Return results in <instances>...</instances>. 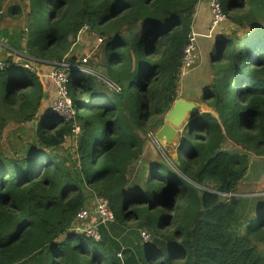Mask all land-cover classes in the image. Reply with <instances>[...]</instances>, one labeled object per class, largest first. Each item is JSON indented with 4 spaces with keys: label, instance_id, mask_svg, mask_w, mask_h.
Wrapping results in <instances>:
<instances>
[{
    "label": "trees",
    "instance_id": "1",
    "mask_svg": "<svg viewBox=\"0 0 264 264\" xmlns=\"http://www.w3.org/2000/svg\"><path fill=\"white\" fill-rule=\"evenodd\" d=\"M27 1L30 61L68 58L88 24L103 38L106 81L71 70L75 116L65 120L41 112L40 68L6 60L0 69V134L9 119L37 123L20 155L0 150V264H264V195H236L248 151L264 155V0H221L234 27L214 43L216 77L202 96L218 115L193 117L177 163L150 161L137 186L128 171L142 152L140 131L155 133L178 97L200 0ZM67 137L74 150L54 152ZM226 139L241 149L228 150ZM94 192L109 198L115 220L149 229V240L124 245L104 226L101 241L72 230Z\"/></svg>",
    "mask_w": 264,
    "mask_h": 264
},
{
    "label": "rangeland",
    "instance_id": "2",
    "mask_svg": "<svg viewBox=\"0 0 264 264\" xmlns=\"http://www.w3.org/2000/svg\"><path fill=\"white\" fill-rule=\"evenodd\" d=\"M14 5H20V8L23 12L20 14V11L15 12V14L11 15L9 13V8ZM29 2L27 0H5L2 6V12L0 15V59L1 60H10L24 66H30L34 69V72H39L41 69L40 77L41 83L44 87V100L41 104V112L42 110L45 112L52 110L53 102L57 96V89L54 85V82L47 77V74L50 70H52L58 62H53V64L47 69L44 67H39L36 63H32L30 59L33 57L30 56L28 49L26 48V40H27V29L29 24ZM19 13V14H18ZM234 25L228 20V18L219 26V31L223 33H231ZM26 34L23 35V33ZM99 38H102L97 31L91 29L90 26L88 29L81 30L78 33L77 41L72 43L71 50L68 54V58H65V61H70L74 59L75 61H82V58L86 57L88 60L85 62L84 68L86 70L80 71L83 75H94L98 80L106 81L105 76L103 75L102 65L105 61V52L103 40L99 41ZM205 57V56H204ZM73 61V60H72ZM201 68L200 71L195 69L196 79L195 81L199 82L196 86V97L199 102L204 103L207 106V109L210 108V100H203L202 96L204 90L210 89L211 85L216 77V68L211 61L210 56L203 60V55L199 53V59L195 66L190 71L193 70L196 66ZM189 76L184 77L181 81L180 78V86L184 88L189 80ZM191 86V85H190ZM199 91V92H198ZM68 96L70 97V93L68 92ZM180 96V95H179ZM210 106V107H209ZM75 109L71 112L72 117L75 116ZM13 115L14 112L12 113ZM71 117V118H72ZM165 122V118H164ZM36 120H27V121H18L17 119H9L7 122V126L1 130V140H0V150L5 153L7 156H18L22 153L23 150L26 149L28 145L33 143L36 139ZM154 132L153 128H149L147 132L140 131L142 140L144 141L142 152L140 154L143 156L144 163L146 161H159L165 160L168 164L169 162L173 164L171 161H178V154L176 152V146L179 143V138H176L171 144L164 147V151H161L158 147L153 145L149 139V134ZM74 140L72 137H67L64 142L63 148L55 149L54 152H59L63 154L65 152H72L74 150ZM224 147L231 151H238L241 149L240 145L235 144L230 139H226L224 142ZM249 155V166L250 169L247 171L246 176L242 180V184H240V188L237 190V194L242 197L247 198L249 201L253 200L254 195L261 191L263 188L262 184L264 183V155H257L253 153V151H248ZM139 157V158H140ZM135 159L130 165L129 180H132L133 183H140L142 181H146L147 174L150 168H146L141 165L136 167ZM153 163V162H150ZM139 165V164H138ZM152 166V164H150ZM173 166V165H172ZM175 167V166H173ZM134 177V178H132ZM263 182V183H262ZM241 189V190H240ZM240 191V192H238ZM138 224L135 221L122 222L117 219L115 222H112L107 225H99L100 229L102 227H106L108 233L113 236V238L117 239L119 242L125 245L128 241L127 239H139L140 235H142L143 231L148 230L147 228L138 227ZM138 242V241H137Z\"/></svg>",
    "mask_w": 264,
    "mask_h": 264
},
{
    "label": "built area",
    "instance_id": "3",
    "mask_svg": "<svg viewBox=\"0 0 264 264\" xmlns=\"http://www.w3.org/2000/svg\"><path fill=\"white\" fill-rule=\"evenodd\" d=\"M209 8L212 14L211 21L209 23V31L213 32L215 28L219 27L226 19L227 16L223 11L221 0H208ZM89 25L84 24L81 30L88 29ZM80 30V31H81ZM103 38H99L102 41ZM199 59V45L195 32L192 31L189 34V40L183 49L182 55V66L180 76L193 68ZM87 58H82V61H59L52 70L47 74L57 89V96L52 105V112L58 117L65 120L71 119V112L73 111V103L71 97L68 96L69 92V81H70V71L77 69L79 71H84L86 68L85 62ZM8 66L9 63L6 60L0 59V69ZM34 71V69H33ZM75 113V112H74ZM79 129L78 127L76 128ZM78 132V131H77ZM149 139L155 144L161 151H164V147L157 140L155 133L149 134ZM142 162V159H139ZM232 194H225V196H230ZM238 195V194H236ZM240 195V194H239ZM256 195H264V191H259ZM254 195V196H256ZM115 221V214L112 209L110 200L104 194L94 192L92 201L88 206L81 207L76 215L75 220L71 225V229L79 233H84L87 237L94 239L95 241H101L102 233L99 225H107ZM142 236L145 241L149 240L150 233L143 231ZM121 256V253H118Z\"/></svg>",
    "mask_w": 264,
    "mask_h": 264
},
{
    "label": "crops",
    "instance_id": "4",
    "mask_svg": "<svg viewBox=\"0 0 264 264\" xmlns=\"http://www.w3.org/2000/svg\"><path fill=\"white\" fill-rule=\"evenodd\" d=\"M211 18H212V14H211V11H210V8H209V1L208 0H200L198 5H197L196 12H195V15H194V22H193V25H192V29H193V31L196 34V37H197V40H198V45H199V53H200V55H203V60L204 61H205V58H207L208 56H211V52H212V48L214 46V43H215L216 39L219 38L221 36V34H222L221 33L222 31L221 32L219 31V29H220L219 27L215 28V30L213 32L209 31L208 28H209V23L211 21ZM48 68H49V66L44 65V69L48 70ZM195 69H197L198 71L201 70V68H199V66L197 65L193 70H191V71L189 70L188 72H186L185 74L180 76L181 81H182V79L184 77H187V76L190 75L189 80H188V82L186 84V87L188 86L189 88H184V87L179 85L178 97L180 95V96H182V97H184L186 99L193 100V101H195L197 103L198 110H197L196 114L194 116H192V117H195L197 115H201L204 112H210V113H212V114L217 116L218 113L216 112V110L212 106L211 107L209 106L210 108L207 109L208 105L205 106V104L199 102L198 98L196 97V95H197L196 86H197V83L199 82V80H197L198 82L195 81V79H196L195 77L197 76L195 74V72H193ZM205 91L206 90H204V92ZM189 117H191V116H189ZM186 127L184 126L183 131H184V129ZM182 132H181L179 137H182ZM179 140H181V138H179ZM176 148H177V146H176ZM176 152H177V149H176ZM142 157L143 156L141 155V157L138 158V160L136 161L137 162L136 163V167L141 166V165L144 164L143 166H145L147 169L150 168L151 167L150 166L151 163L148 162V161H146L144 163V160H143ZM177 158H178V156H177ZM139 159H142V162H139ZM249 169H250V166H249ZM129 172H128V178H131ZM244 177H243V179H244ZM132 178H134V177H132ZM242 180L240 181V183L238 185V188H240V184H242ZM143 184H145L144 179L142 181V185ZM129 185L130 186H137V183H133L132 184V180H129ZM138 185H141V184L138 183ZM262 187L263 188H260V189H262L261 191H264V183L262 184ZM238 192H240V191H238Z\"/></svg>",
    "mask_w": 264,
    "mask_h": 264
},
{
    "label": "water",
    "instance_id": "5",
    "mask_svg": "<svg viewBox=\"0 0 264 264\" xmlns=\"http://www.w3.org/2000/svg\"><path fill=\"white\" fill-rule=\"evenodd\" d=\"M197 110L198 106L195 101L182 96L177 97L165 116L164 124L155 132L160 144L166 147L178 138L184 126L186 127L191 122L192 116L196 114ZM153 145L155 144L153 143Z\"/></svg>",
    "mask_w": 264,
    "mask_h": 264
}]
</instances>
